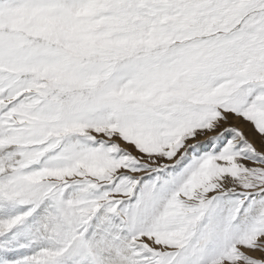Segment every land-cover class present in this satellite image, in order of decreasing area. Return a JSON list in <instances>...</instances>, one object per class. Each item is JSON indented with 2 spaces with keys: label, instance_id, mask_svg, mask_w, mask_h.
<instances>
[{
  "label": "snow or ice",
  "instance_id": "snow-or-ice-1",
  "mask_svg": "<svg viewBox=\"0 0 264 264\" xmlns=\"http://www.w3.org/2000/svg\"><path fill=\"white\" fill-rule=\"evenodd\" d=\"M0 264H264V0H0Z\"/></svg>",
  "mask_w": 264,
  "mask_h": 264
},
{
  "label": "rangeland",
  "instance_id": "rangeland-1",
  "mask_svg": "<svg viewBox=\"0 0 264 264\" xmlns=\"http://www.w3.org/2000/svg\"><path fill=\"white\" fill-rule=\"evenodd\" d=\"M234 123H236V122L234 121Z\"/></svg>",
  "mask_w": 264,
  "mask_h": 264
}]
</instances>
